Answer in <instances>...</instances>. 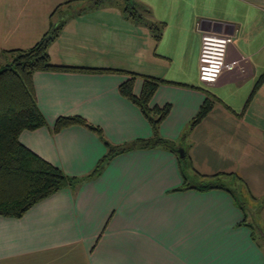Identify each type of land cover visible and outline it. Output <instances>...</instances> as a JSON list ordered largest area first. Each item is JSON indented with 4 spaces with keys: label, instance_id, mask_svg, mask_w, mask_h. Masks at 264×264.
I'll use <instances>...</instances> for the list:
<instances>
[{
    "label": "crops",
    "instance_id": "crops-1",
    "mask_svg": "<svg viewBox=\"0 0 264 264\" xmlns=\"http://www.w3.org/2000/svg\"><path fill=\"white\" fill-rule=\"evenodd\" d=\"M70 1L0 0V62L12 59L8 50L30 47L65 21L49 47L53 63L120 68L178 82L161 83L150 106L171 105L160 134L185 147L189 159L162 146L133 149L113 157L100 175L36 203L21 218L0 215V264L35 255H46L53 264L59 252L78 258V264H264V250L248 225L254 214L234 192L176 190L185 181L195 186L198 174L203 182L238 177L241 190L247 187L255 200L262 198L264 221V82L245 109L264 74V0H161L166 4L159 7L145 0L152 16L146 22L127 18L114 1L84 6ZM62 2L67 4L59 9ZM149 21L166 23L158 42ZM201 29L234 35L227 60L235 65L212 84L199 79ZM129 78L36 71L37 100L48 125L22 131L20 141L69 175L89 174L105 145L81 125L54 132L56 121L80 115L116 144L150 138L147 118L120 93ZM143 85L137 76L136 95ZM204 89L219 100L190 128L207 97Z\"/></svg>",
    "mask_w": 264,
    "mask_h": 264
},
{
    "label": "trees",
    "instance_id": "trees-1",
    "mask_svg": "<svg viewBox=\"0 0 264 264\" xmlns=\"http://www.w3.org/2000/svg\"><path fill=\"white\" fill-rule=\"evenodd\" d=\"M100 2L102 1L97 0L93 4L96 5ZM114 2L122 7L127 18L146 22L141 11L148 12L149 8L143 3H138L136 0H114ZM64 24L65 21H61L57 25L53 24L36 43L28 48L8 50L7 52L12 54V59L8 63L0 65V215L5 217L21 218L33 205L52 196L59 190L67 187L76 188L83 181L100 175L109 161L120 153L156 146H162L175 152L178 147L177 141L160 134V125L168 116L171 105L166 104L163 107L150 106V101L161 83L176 84L178 82L120 68H87L53 63L49 47L59 37ZM147 24L158 42L166 23L149 21ZM36 71L129 74L130 78L119 87L120 93L140 108L152 127V136L116 144L106 137L100 125L92 123L80 115L60 116L53 129L54 132L69 126L81 125L93 131L107 149L104 156L89 174L84 176L67 174L60 167L41 157L20 141L22 131L35 130L48 125L37 100L33 79ZM137 76H141L144 79L140 95H136L133 91L134 79ZM263 82L264 74L256 82L245 109ZM204 90L207 97L195 117L191 120L190 128L200 123L212 110L215 101L219 100L214 93L207 89ZM189 188L201 191L219 188L230 191L224 183L215 181L201 182L195 186L185 181V184L176 190ZM235 198L239 201L236 195ZM240 205H243L242 202H240ZM248 225L255 229L253 225Z\"/></svg>",
    "mask_w": 264,
    "mask_h": 264
},
{
    "label": "rangeland",
    "instance_id": "rangeland-1",
    "mask_svg": "<svg viewBox=\"0 0 264 264\" xmlns=\"http://www.w3.org/2000/svg\"><path fill=\"white\" fill-rule=\"evenodd\" d=\"M46 1H48V3H49V0H46ZM90 1H88V0H83V1L82 0H71L70 2L74 3V4L78 5V6L79 5L84 6V5H87L89 3H92L93 0H90ZM101 1L106 3L108 1H114V0H101ZM136 1L138 3H140V2H144L145 3V0H136ZM146 1L150 2L151 5H154V6H157V7H159L160 3L162 2L161 0H146ZM95 2H96V0H95ZM56 4L58 5V3H56ZM65 4H67V3H63V4L60 3V5H59L60 8L59 9H61L62 6H64ZM162 4H166V3L162 2ZM57 5H55V8H56ZM55 8H54L53 12L54 11L56 12ZM59 9L56 12V15H59L58 14L59 13ZM141 12L143 13L144 19H147V18L151 19L152 18V16L148 15V13L146 11L142 10ZM39 14L40 13H37V16H40ZM67 14H69V13L66 12L63 15H67ZM10 32H11V30L8 31L7 29H5V34H7V33L9 34ZM7 35H6V38H7ZM2 58H3V60L0 62L1 65L2 64H6V63L9 62V61L7 62L4 57H2ZM178 148H183L185 153H186V148L185 147L179 146ZM184 157L186 159H189V157H187V155L184 156ZM183 161H186V160L183 159ZM188 170L190 172L194 173V169L191 166V163H189ZM195 177L197 178L196 180H195ZM203 177L204 176H200L199 174H198V176L194 175V182H195L194 184L197 185V184L203 182L202 181ZM209 181H215V182L224 183V185L227 186L238 197L239 203L242 202L243 205L245 206L246 210L249 211L250 214L251 213L254 214V217H252V216L250 217V215H249L250 221L252 222V224L255 227V231H256L255 233H256L257 240L261 244V246H262V248L264 250V235H263L264 234V221L261 219V216H260V209H261L260 200L262 198H257V200H255L252 197V195H251V193H250V191L248 190L247 187H246V189H247L246 191H244L243 189L241 190L240 187H239L240 184L238 183V181H239L238 177H235V178L231 177L230 178V177H224L223 176V177H220V178H216L215 180L213 178H206V179H204L203 183H208ZM242 185H245V183H243ZM258 211H259V213H258ZM54 255L56 256V254H54ZM64 255H65L64 253L59 252L58 255H57L59 260L58 261L56 260L53 264H68V263H70V264L71 263L78 264L80 262V260H78V258H72L73 257L72 255H69V256H68V254H66L67 256H64ZM44 256H46V255H35V256H31L29 258H22L21 260H18L17 262H14L12 264H51L52 261L46 260Z\"/></svg>",
    "mask_w": 264,
    "mask_h": 264
},
{
    "label": "built area",
    "instance_id": "built-area-1",
    "mask_svg": "<svg viewBox=\"0 0 264 264\" xmlns=\"http://www.w3.org/2000/svg\"><path fill=\"white\" fill-rule=\"evenodd\" d=\"M201 34L199 79L204 84H212L225 70H231L235 65L227 60V50L234 35L211 29H201Z\"/></svg>",
    "mask_w": 264,
    "mask_h": 264
},
{
    "label": "water",
    "instance_id": "water-1",
    "mask_svg": "<svg viewBox=\"0 0 264 264\" xmlns=\"http://www.w3.org/2000/svg\"><path fill=\"white\" fill-rule=\"evenodd\" d=\"M176 151L180 154L181 157H184L185 151L183 148H176Z\"/></svg>",
    "mask_w": 264,
    "mask_h": 264
}]
</instances>
